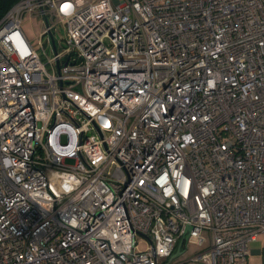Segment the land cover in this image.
Instances as JSON below:
<instances>
[{
  "label": "built area",
  "instance_id": "2783aa9c",
  "mask_svg": "<svg viewBox=\"0 0 264 264\" xmlns=\"http://www.w3.org/2000/svg\"><path fill=\"white\" fill-rule=\"evenodd\" d=\"M260 233L264 0L0 16V264H244Z\"/></svg>",
  "mask_w": 264,
  "mask_h": 264
},
{
  "label": "rangeland",
  "instance_id": "374dc122",
  "mask_svg": "<svg viewBox=\"0 0 264 264\" xmlns=\"http://www.w3.org/2000/svg\"><path fill=\"white\" fill-rule=\"evenodd\" d=\"M22 29L31 42L36 51L40 54V57L44 62L47 61V58L53 55V51L49 44L45 42V38L41 39L39 34L42 29V21L41 18L37 15H32L29 13H25L22 20ZM63 33L62 25L57 26L56 37H59ZM44 42V50L46 54L43 52L41 48V41ZM71 160H68L67 163H71ZM149 244L148 240L145 237L139 235L137 237V247L138 249H144ZM188 251L185 256H188L194 252V247L191 245L188 247ZM248 249L250 251L249 256L245 260L244 264H264V234L257 236L254 241H250L248 244ZM258 250H261L259 252Z\"/></svg>",
  "mask_w": 264,
  "mask_h": 264
},
{
  "label": "trees",
  "instance_id": "16d2710c",
  "mask_svg": "<svg viewBox=\"0 0 264 264\" xmlns=\"http://www.w3.org/2000/svg\"><path fill=\"white\" fill-rule=\"evenodd\" d=\"M16 0H0V16L15 2Z\"/></svg>",
  "mask_w": 264,
  "mask_h": 264
}]
</instances>
